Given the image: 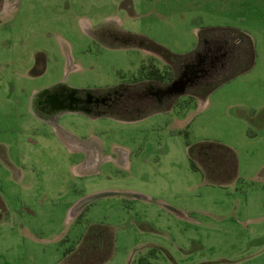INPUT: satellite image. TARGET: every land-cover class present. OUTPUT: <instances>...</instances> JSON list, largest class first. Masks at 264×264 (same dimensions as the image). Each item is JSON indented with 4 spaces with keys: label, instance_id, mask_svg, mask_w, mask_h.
Listing matches in <instances>:
<instances>
[{
    "label": "rangeland",
    "instance_id": "obj_1",
    "mask_svg": "<svg viewBox=\"0 0 264 264\" xmlns=\"http://www.w3.org/2000/svg\"><path fill=\"white\" fill-rule=\"evenodd\" d=\"M230 29L201 97L59 105ZM0 264H264V0H0Z\"/></svg>",
    "mask_w": 264,
    "mask_h": 264
},
{
    "label": "flooded vegetation",
    "instance_id": "obj_2",
    "mask_svg": "<svg viewBox=\"0 0 264 264\" xmlns=\"http://www.w3.org/2000/svg\"><path fill=\"white\" fill-rule=\"evenodd\" d=\"M231 52L232 46H229L228 41L227 43L224 40L204 41L202 48H199L197 50L195 59L193 61L186 62L181 66L179 65L178 68L173 65H169V59L165 57L167 55L160 54L165 58L167 64L163 65L162 69H158V71L160 72V75L163 76L165 72L168 71V67L171 66L173 72L170 80H168L167 76L162 79L152 77L151 71L153 72V70L159 67H155L154 65L149 64L139 68L136 74L137 78L133 76H131L130 78V82H133L131 84H135V81L141 82L140 86H143L141 87V89L134 85H131L130 82H128L125 84L126 86H128L127 92L120 88L113 89L107 93L108 95L106 96V98L111 99L110 102H102L100 97L96 95H94L93 97L92 95L90 96L88 94H77L75 96H71L70 93H63L62 91L59 99V105H73L76 107L78 103L81 102L83 106H85L86 104H90V110L92 111H100V109L114 111L115 109L120 110V107L118 108V105H120L122 100H126V103L130 101L132 105H134V108H138L143 104L151 108L152 104H154L156 101L151 97L152 85L155 88L154 93L157 95V101H159V103L166 101L167 99L165 100L163 96H174L175 94H177V87H173L174 84L182 82H188L187 85L199 84L201 80L208 74V71H215L218 68L225 67V65L227 64L226 60H228L231 56ZM167 57L169 58V56ZM133 79L135 81H133ZM129 88H131L133 92H129ZM40 96V94L37 95V101H39L36 102L38 103V105L35 104V109L37 108L38 110H41L43 112H41L43 118L48 119L49 117L50 119L51 117H53V114L58 111L57 109L53 110V106L56 105V101L49 98L44 99V97L42 99ZM42 100H44L46 104H44V102H41ZM56 106V108L60 107L58 105ZM89 112L91 113V111Z\"/></svg>",
    "mask_w": 264,
    "mask_h": 264
},
{
    "label": "crops",
    "instance_id": "obj_3",
    "mask_svg": "<svg viewBox=\"0 0 264 264\" xmlns=\"http://www.w3.org/2000/svg\"><path fill=\"white\" fill-rule=\"evenodd\" d=\"M153 43H154V45H153V47H145V48H143L142 47V45L140 44V45H138V49H140V50H143V52H145L147 55H151V56H158V54L160 55V52L158 51V49L157 48H154V46H158V47H160L162 50H163V52H161V53H163L162 55H167V56H169V65H173V66H175V67H179V65L181 66L182 64H184V63H186V62H190V61H193L194 59H195V57H196V55L195 54H197V50L199 49V47L198 48H196L195 50H193L192 52H190V53H188V54H186V55H181V54H177V53H173V52H171L170 50H168L166 47H164V46H161V45H159V44H157V43H155V41H152ZM235 42V43H234ZM239 45V40H233V42H232V52H231V55H232V57L234 58L235 57V59L237 58V59H239L240 61H243L244 60V56L242 55V53H240L239 52V49L237 48V46ZM237 53V54H236ZM234 54H236L235 56H234ZM231 61H232V59L228 62V60H226V65H225V67H223L222 69H225V68H227L229 65H231ZM243 66L245 65V62L243 61ZM153 65V64H152ZM155 67H157L156 65H154ZM159 67V66H158ZM160 68V67H159ZM159 68H157V69H159ZM172 67L171 66H169L168 67V73H170L171 75H172V69H171ZM226 70V69H225ZM216 71V70H215ZM171 75H170V77H171ZM183 83V84H182ZM182 83H176V84H174L173 85V87L175 86V87H177V91H176V93L177 94H175L174 96H163V98H165V100L166 101H163V102H161V103H159V101H157V95L154 93L155 92V88H154V86L152 85V87H151V90H152V93H151V97L152 98H154L156 101H155V103L156 104H158V105H160V106H163V107H167V105L165 106V104H167L168 102H169V100H171V101H174V100H177L178 98H179V96L180 95H185V96H187V97H189V98H193V97H201V95H203V90H204V84L202 85L201 84V86H199V84L201 83H199V84H193V85H187V83L188 82H182ZM187 87V88H186ZM203 88V89H202ZM202 89V90H201ZM186 90L187 91H193L194 93H192L191 95H190V93H186ZM173 91V90H172ZM55 95V94H54ZM190 96H193V97H190ZM43 97L44 96H42L41 98L43 99ZM53 97V96H52ZM52 97H50V96H48V97H44V99H47V98H49V99H53ZM33 100H34V102H35V104H37L36 102H38L37 101V97H36V99L35 98H33ZM152 104V106H154V107H157L156 106V104ZM73 106V105H72ZM71 106V107H72ZM91 163H93V162H91Z\"/></svg>",
    "mask_w": 264,
    "mask_h": 264
},
{
    "label": "trees",
    "instance_id": "obj_4",
    "mask_svg": "<svg viewBox=\"0 0 264 264\" xmlns=\"http://www.w3.org/2000/svg\"><path fill=\"white\" fill-rule=\"evenodd\" d=\"M230 31H232L231 32V36L232 35L233 36H238L237 37L238 40H239V38H241V40L239 41V45H240L239 52L242 53L243 56H245V58H246V63L245 64H248L246 66V68H248V66H249V63L248 62L250 60H249V54H248V48L247 47H249L251 49V44L248 43L249 41L247 42L246 40H244V37H245L244 34L239 33L236 30H231L230 29ZM244 45L247 46V47H245ZM151 74H152V77H154V78L162 79V78H164V77L167 76L168 80L171 79V77H170L171 74L168 73L167 71L165 72V74L163 76L160 75V72L158 71V69L153 70V72L151 71ZM100 244L103 245V240L101 238H100Z\"/></svg>",
    "mask_w": 264,
    "mask_h": 264
},
{
    "label": "bare ground",
    "instance_id": "obj_5",
    "mask_svg": "<svg viewBox=\"0 0 264 264\" xmlns=\"http://www.w3.org/2000/svg\"><path fill=\"white\" fill-rule=\"evenodd\" d=\"M40 97H42V96H40ZM48 97V96H47ZM53 100V99H52ZM37 105H38V103H37ZM40 105V104H39ZM41 107V106H40ZM43 108H45V107H43ZM41 109V108H40Z\"/></svg>",
    "mask_w": 264,
    "mask_h": 264
}]
</instances>
